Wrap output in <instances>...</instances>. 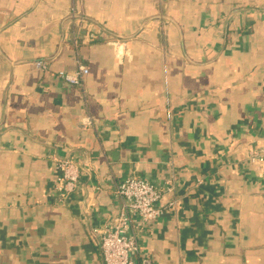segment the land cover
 Returning <instances> with one entry per match:
<instances>
[{"label":"crops","instance_id":"crops-1","mask_svg":"<svg viewBox=\"0 0 264 264\" xmlns=\"http://www.w3.org/2000/svg\"><path fill=\"white\" fill-rule=\"evenodd\" d=\"M261 148L264 0H0V264H103L126 177L173 185L135 264H264Z\"/></svg>","mask_w":264,"mask_h":264},{"label":"built area","instance_id":"built-area-1","mask_svg":"<svg viewBox=\"0 0 264 264\" xmlns=\"http://www.w3.org/2000/svg\"><path fill=\"white\" fill-rule=\"evenodd\" d=\"M46 65L42 60L35 62V66L41 69ZM87 73V68L78 65L75 71L60 72L57 76L69 85H78ZM249 161L259 163L264 172V148L251 152ZM81 164L80 160L72 157L55 161L59 171L58 192L62 201L76 190ZM164 191H173L171 180L165 182V189L137 177H126L116 184L115 193L122 199L116 219L102 230L93 229L98 236L103 264H135L131 255L139 249V235L144 232L145 226L164 212L165 207L159 205ZM172 205L173 201L167 203L168 207Z\"/></svg>","mask_w":264,"mask_h":264}]
</instances>
